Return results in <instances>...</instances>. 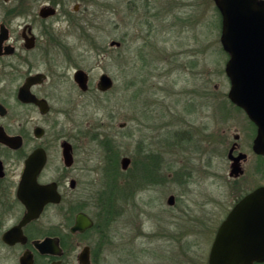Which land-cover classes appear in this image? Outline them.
Listing matches in <instances>:
<instances>
[{
    "label": "rangeland",
    "instance_id": "rangeland-1",
    "mask_svg": "<svg viewBox=\"0 0 264 264\" xmlns=\"http://www.w3.org/2000/svg\"><path fill=\"white\" fill-rule=\"evenodd\" d=\"M47 2L60 4L42 22L36 13ZM29 8L38 35L31 59L53 75L51 113L34 118L77 152L69 171L76 186L66 189L98 200L87 205L92 212L106 205L112 167L123 189L111 204L112 246L96 264H207L235 200L264 185V159L252 152L244 113L227 97L214 0H29ZM77 68L90 72L84 94L72 79ZM102 73L113 79L105 92L96 86ZM235 133L248 154L237 179L227 157ZM124 156L158 161L156 181L152 172L127 178Z\"/></svg>",
    "mask_w": 264,
    "mask_h": 264
},
{
    "label": "flooded vegetation",
    "instance_id": "flooded-vegetation-1",
    "mask_svg": "<svg viewBox=\"0 0 264 264\" xmlns=\"http://www.w3.org/2000/svg\"><path fill=\"white\" fill-rule=\"evenodd\" d=\"M2 3L6 6L0 4V14L4 18L0 20V264H82L81 260L96 264L97 259L112 246L111 215L102 207L90 211L87 205H97L98 200L89 201L79 193L72 196V192L66 189L76 186V180L69 177L77 156L75 145L60 136L50 137L49 129L34 118V112L42 117L51 113L47 83L53 76L35 69L31 59L38 41L32 22L34 12L29 8V0H2ZM58 4H42L36 13L39 21L46 22L53 18L57 14ZM43 6L52 7L55 12L40 16ZM19 18L21 21H18ZM15 22L19 24L13 27ZM41 52L46 53L47 50ZM78 69L87 74L86 90H81L75 82L84 94L89 90L90 72ZM32 76L37 78L29 84V77ZM22 90L27 97L21 95ZM29 93L44 102L45 112L39 104L29 101ZM239 109L253 133L250 148L256 156H262L252 149L257 127L244 110ZM233 137L227 157L231 164L233 158L241 155L238 163L243 169L248 154L242 149L240 133H235ZM64 141L71 146L70 165L65 162ZM125 157L129 162L122 170L127 178L133 173L144 178V160L136 163L130 156ZM155 162L151 164V172L156 181L160 167H157L158 161ZM45 185H51L56 199L42 204L41 189ZM80 214L91 223L77 227ZM225 217L214 232L207 264L212 243Z\"/></svg>",
    "mask_w": 264,
    "mask_h": 264
},
{
    "label": "water",
    "instance_id": "water-1",
    "mask_svg": "<svg viewBox=\"0 0 264 264\" xmlns=\"http://www.w3.org/2000/svg\"><path fill=\"white\" fill-rule=\"evenodd\" d=\"M214 3L221 16L220 43L228 54L224 66L230 82L227 97L242 108L256 125L257 132L252 149L256 154L264 156V0H214ZM54 12L52 7L43 6L39 14L47 16ZM110 45L118 46L120 43L111 41ZM37 76L29 77V84L35 81ZM74 81L81 90L88 88L85 71L75 70ZM112 85L113 79L107 73L99 76L98 90L108 91ZM21 95L27 97L23 90ZM29 101L39 104L42 111H46L44 102L30 93ZM62 144L65 162L70 165V143L64 141ZM240 159L241 155L233 158L230 176L237 177L243 173L238 163ZM128 162L127 157H122L121 168L125 169ZM52 191L51 185L42 187V204L56 199ZM173 201L174 197L169 196L168 204L172 205ZM77 218V227L91 223L81 214ZM81 261L82 264H88L87 261ZM254 262H264V185L244 194L230 209L217 230L208 264Z\"/></svg>",
    "mask_w": 264,
    "mask_h": 264
},
{
    "label": "trees",
    "instance_id": "trees-1",
    "mask_svg": "<svg viewBox=\"0 0 264 264\" xmlns=\"http://www.w3.org/2000/svg\"><path fill=\"white\" fill-rule=\"evenodd\" d=\"M238 108V107H237ZM262 157V156H260ZM264 159V157H262ZM113 168V167H112ZM110 169L109 171V181H108V186L107 189L105 190L106 193V200L104 201V204H106L105 206H103V209H106L108 213H112V201L115 200V197H117L118 195L120 196L121 194H123V189L122 186L120 187L117 182V178H118V173L116 171V169ZM152 171V165L147 163L146 164V171L144 176H150V172ZM144 177V179H145ZM147 178V177H146ZM118 198V197H117ZM110 205V206H109ZM111 211V212H110Z\"/></svg>",
    "mask_w": 264,
    "mask_h": 264
}]
</instances>
